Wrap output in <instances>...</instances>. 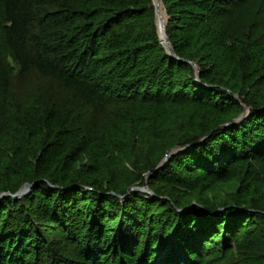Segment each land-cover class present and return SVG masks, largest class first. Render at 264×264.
<instances>
[{
  "label": "trees",
  "instance_id": "1",
  "mask_svg": "<svg viewBox=\"0 0 264 264\" xmlns=\"http://www.w3.org/2000/svg\"><path fill=\"white\" fill-rule=\"evenodd\" d=\"M162 2L178 59L158 39L151 0H0V119L14 118L0 196L32 185L0 198V264H210L221 251L231 264H262L256 233L234 238L264 221V47L245 22L226 21L245 0ZM38 78L71 103L39 98L28 109ZM244 107L242 121L217 129ZM179 125L185 148L146 183L119 177L132 146L153 150ZM240 169L251 176L239 203L190 206Z\"/></svg>",
  "mask_w": 264,
  "mask_h": 264
},
{
  "label": "rangeland",
  "instance_id": "2",
  "mask_svg": "<svg viewBox=\"0 0 264 264\" xmlns=\"http://www.w3.org/2000/svg\"><path fill=\"white\" fill-rule=\"evenodd\" d=\"M151 5L153 7L154 25L156 28V33L158 35V31L156 27V13H155V7H154L153 0H151ZM162 5H163V2H162ZM163 8L165 10L164 5H163ZM238 13H236L237 15L235 18H230L226 20L229 22V27L232 29L238 28L239 21L245 22V28H246L245 34L246 35L249 34V36L253 38L252 41L254 39L260 38L257 43H259L262 47H264V0H245V3L241 7L240 13L239 14ZM247 29L250 30V32H248ZM158 39H159V36H158ZM6 56L8 55L6 54ZM9 64L11 65L10 74H11V77H13L17 71V68L11 59H9ZM26 97H27L26 102H29V100L33 99L32 102L27 103L28 109H30L32 106L37 104L39 102V98L57 99L63 105H67L71 103L70 100L67 101L68 97L62 91L58 89V86L54 82L41 79V78L36 79L34 83L32 84V86L26 91ZM20 100L21 99L19 97L17 98L16 101L21 103ZM25 104L26 103L24 102V103H21V106L15 105V114H19L21 111V107H23ZM76 117H77L76 119H78L79 122H77L75 126L76 125L82 126V124L84 123V118H82L83 114L82 113L77 114ZM207 122H208L207 119L205 118L202 119V121H200L198 124L199 128L197 129L198 131L196 133L203 132V130L205 129L204 128L205 125H208ZM13 125H14L13 117L12 118L6 117V119H0V148L4 146L3 145V141H4L3 135H5L11 129ZM75 126L71 127L70 131L75 130L74 128ZM184 139L185 137L182 136V127H180L179 125V127L177 126L169 134V137H167V140L162 139L159 142H157L153 150H150L151 147L150 149L147 148L146 144L136 143L130 149V152H131L130 156L133 157L135 161L134 164L133 165L125 164L124 166H121L119 164L115 165L117 167V171L121 172V174H119V177L124 176L123 180L126 182L139 179L140 181H138V184L139 182H143V181H145L146 183L149 177L151 176L150 175L147 177L148 173L150 172L149 170H151V168H154L156 166V165L153 166L156 163V161H160V160L162 161L170 150L174 149L175 147H180L176 144L183 142ZM240 170L241 171L237 173V177H235V179H233L232 181L218 186L213 191H202V193L198 194L197 196H194L193 197L194 200H192L190 206L200 208L201 205L198 203L200 202V203H205L206 205L208 204L211 207H217V208L219 207L218 208L219 211L217 210L216 212H220L221 210L226 209L230 205H233V203L235 202L239 203V196L245 195V185H246L245 183L249 180L251 176L250 171H247L246 173H244L245 172L243 171L244 169H240ZM23 186L24 185H22L21 188ZM143 188L146 189L147 187L144 186ZM151 195H153L152 192H151ZM248 206L249 208L250 207L253 208L252 204L250 203ZM251 233L253 235L256 233L260 237L261 253L263 255L262 264H264V221L260 220L256 225L243 226L239 230L237 235L235 236L234 241L242 240L243 238L249 236V234ZM216 240L217 239H215V241ZM209 248H211V246H209ZM219 250H221L220 247H217L216 251H219ZM231 250H232L233 255L236 257L235 247H232ZM228 252L229 251H227L226 253H223L221 251L220 253H217L215 256H213L211 259H209L210 257H208L209 263L210 264H231L230 262L227 261ZM233 264H236V262Z\"/></svg>",
  "mask_w": 264,
  "mask_h": 264
},
{
  "label": "water",
  "instance_id": "3",
  "mask_svg": "<svg viewBox=\"0 0 264 264\" xmlns=\"http://www.w3.org/2000/svg\"><path fill=\"white\" fill-rule=\"evenodd\" d=\"M153 3H154V7H155L156 27H157L160 43L165 48V50L168 53V55H170L174 59H178L176 57L174 51H173V48H172L167 36H166V31L165 30H166V25H167V22H168L169 18L166 15V12H165V10L163 8L162 0H153ZM160 6L163 9V14L162 15H161V12H160V9H159ZM159 19L162 20L161 27H160V25H158ZM189 63L194 67V69L196 71V79H197V81H199V69H198V67L194 63H191V62H189ZM248 113H249V108L244 107V110H243V112L241 113V115L239 117L234 119L231 123L224 124V125L220 126L217 129H223L225 127L231 126L232 124L239 123L240 121H242L248 115ZM211 134L212 133H209L202 140L206 139ZM184 148L185 147H175L174 149L170 150L166 154L164 159L158 164V166L148 173L147 177L152 175L153 173H155L158 169L162 168L173 154H175L176 152H178V151H180V150H182ZM31 187H32V185L25 184L16 194L11 195L9 193H5V194H2L0 196V198H3V197H12L14 199L21 198V197L26 196V195H28L30 193ZM137 189L142 191V192H148L149 194H151V192L147 188L146 189L145 188H137Z\"/></svg>",
  "mask_w": 264,
  "mask_h": 264
},
{
  "label": "bare ground",
  "instance_id": "4",
  "mask_svg": "<svg viewBox=\"0 0 264 264\" xmlns=\"http://www.w3.org/2000/svg\"><path fill=\"white\" fill-rule=\"evenodd\" d=\"M159 9H160V12H161V15H162V14H163V9H162V7L160 6ZM158 25H160V27H161V25H162V20H161V19H159V23H158Z\"/></svg>",
  "mask_w": 264,
  "mask_h": 264
}]
</instances>
